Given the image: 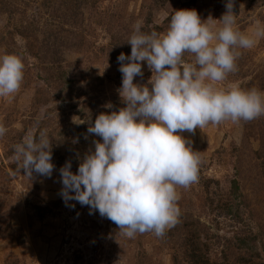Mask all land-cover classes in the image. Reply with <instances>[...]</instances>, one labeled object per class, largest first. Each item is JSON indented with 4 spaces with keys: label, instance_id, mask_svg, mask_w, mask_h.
Wrapping results in <instances>:
<instances>
[{
    "label": "rangeland",
    "instance_id": "374dc122",
    "mask_svg": "<svg viewBox=\"0 0 264 264\" xmlns=\"http://www.w3.org/2000/svg\"><path fill=\"white\" fill-rule=\"evenodd\" d=\"M226 0H0V56L25 64L21 88L0 97V264H264V116L185 132L201 156L198 180L179 187L180 215L163 236L121 235L112 221L60 195L59 169H78L98 139L88 121L122 107L117 57L137 21L163 33L179 9L220 18ZM237 27L264 25V0H236ZM221 86L264 91V38L241 50ZM191 59V57H186ZM152 72L144 65L146 83ZM112 104V108H107ZM85 121L74 124L73 117ZM46 129L52 177L20 170L14 145ZM75 204V207H71Z\"/></svg>",
    "mask_w": 264,
    "mask_h": 264
},
{
    "label": "clouds",
    "instance_id": "9594fccd",
    "mask_svg": "<svg viewBox=\"0 0 264 264\" xmlns=\"http://www.w3.org/2000/svg\"><path fill=\"white\" fill-rule=\"evenodd\" d=\"M236 0H226L220 18H202L195 9H179L168 28L143 31L137 21L126 41L130 54L117 57L122 74L117 89L122 107L101 112L87 133L98 139L82 157L78 169L71 160L59 169L66 205L88 206L117 225L121 235L154 232L163 236L180 215L178 188H187L199 176L201 156L183 133L203 130L209 123H238L264 116V91L237 84H221L233 73L241 50L264 38V25L246 33L237 27ZM191 57V59H186ZM152 72L146 83L144 65ZM25 74L23 58L0 56V97L14 95ZM112 108V104H107ZM74 124L85 121L73 117ZM7 128L0 125V137ZM53 144L47 130L28 134L14 145L20 170L51 178L55 169ZM71 207H75L72 204Z\"/></svg>",
    "mask_w": 264,
    "mask_h": 264
}]
</instances>
